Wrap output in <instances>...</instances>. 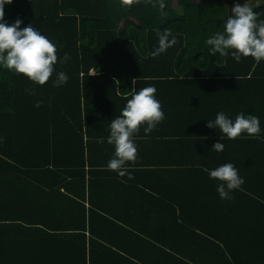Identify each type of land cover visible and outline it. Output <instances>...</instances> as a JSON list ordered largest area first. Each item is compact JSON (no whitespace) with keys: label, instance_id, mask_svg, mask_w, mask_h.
<instances>
[{"label":"trees","instance_id":"16d2710c","mask_svg":"<svg viewBox=\"0 0 264 264\" xmlns=\"http://www.w3.org/2000/svg\"><path fill=\"white\" fill-rule=\"evenodd\" d=\"M261 1L252 8L264 20ZM235 2L245 0L4 5L9 25L19 18L57 44L68 82L0 69V264H264V131L223 137L218 153L223 134L206 127L220 111L243 112L264 130V61L206 44ZM163 30L178 43L153 58ZM148 86L165 119L134 135L129 179L107 168L109 126ZM225 163L244 184L222 200L206 169Z\"/></svg>","mask_w":264,"mask_h":264},{"label":"clouds","instance_id":"9594fccd","mask_svg":"<svg viewBox=\"0 0 264 264\" xmlns=\"http://www.w3.org/2000/svg\"><path fill=\"white\" fill-rule=\"evenodd\" d=\"M12 0H0V69H5L26 78L28 81L43 86L55 73L54 87L67 84L68 75L56 72L58 62L57 44L34 28L31 23L21 27L23 21L17 18L10 25L4 20V5L11 4ZM131 3V0H125ZM178 43L177 37L168 30L158 31V46L151 56L156 58L167 52ZM212 53L223 57H230L239 63L242 58L251 57L255 63L264 61V20L258 18L253 8L246 0L243 4L235 2L230 15L223 24V30L215 32L206 40ZM70 56L65 53L59 58L61 65L65 64ZM155 86H148L134 92L127 100L118 117L113 119L109 126L108 143L114 146L113 158L109 160L107 168L118 176L127 175L128 163L137 159V145L134 135L143 127L145 135L153 132L165 119L161 102L156 98ZM42 102L35 106L40 107ZM206 127L219 129L223 134L219 141L212 146V150L223 152L225 145L223 137L229 140L241 137H257L261 134V122L258 116L244 114L236 115L235 119L220 111L214 120H207ZM4 138L0 137V143ZM209 179L217 181L216 191L222 200L231 199V193L239 190L244 179L239 170L232 163L222 164L208 170Z\"/></svg>","mask_w":264,"mask_h":264},{"label":"rangeland","instance_id":"374dc122","mask_svg":"<svg viewBox=\"0 0 264 264\" xmlns=\"http://www.w3.org/2000/svg\"><path fill=\"white\" fill-rule=\"evenodd\" d=\"M194 2H198V0H194ZM261 3H262L261 0H251V1H250L249 3H247V4H248V6H250V7H258V6L261 5Z\"/></svg>","mask_w":264,"mask_h":264}]
</instances>
